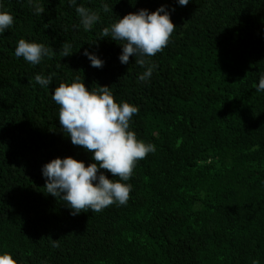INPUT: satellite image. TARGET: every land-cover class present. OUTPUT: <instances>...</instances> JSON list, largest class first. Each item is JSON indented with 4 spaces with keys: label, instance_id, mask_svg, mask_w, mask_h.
I'll list each match as a JSON object with an SVG mask.
<instances>
[{
    "label": "trees",
    "instance_id": "16d2710c",
    "mask_svg": "<svg viewBox=\"0 0 264 264\" xmlns=\"http://www.w3.org/2000/svg\"><path fill=\"white\" fill-rule=\"evenodd\" d=\"M0 5L14 17L0 35V255L17 264H264V90H256L264 77V0ZM81 5L100 17L91 30L75 10ZM162 6L176 26L167 47L144 67L136 57L121 64L123 42L102 29ZM21 39L55 55L38 65L17 58ZM64 42L68 57L60 55ZM85 50L103 66L92 67ZM148 66L152 75L141 81ZM52 73L47 87L35 82ZM77 80L90 91L108 86L117 103L138 107L130 130L156 150L125 182L132 186L126 205L74 216L47 194L42 168L66 157L93 163L61 129L52 100L56 87Z\"/></svg>",
    "mask_w": 264,
    "mask_h": 264
},
{
    "label": "clouds",
    "instance_id": "9594fccd",
    "mask_svg": "<svg viewBox=\"0 0 264 264\" xmlns=\"http://www.w3.org/2000/svg\"><path fill=\"white\" fill-rule=\"evenodd\" d=\"M31 2V0H30ZM77 0H69L76 4ZM180 6H187L190 0H177ZM2 7V5H0ZM85 31L91 30L100 17L84 6L76 7ZM105 12L112 11L108 5H103ZM37 15L45 12V8L35 5ZM163 13V14H161ZM14 24L11 13L0 11V35H3ZM176 26L170 19L165 7H160L151 13L141 9L137 13H129L110 28L102 29L103 37H111L112 41L123 42L121 64H127L130 57H136L135 63L146 66V57H153L163 51L170 42ZM62 57L70 56V44L61 45ZM55 51L50 46L41 43L18 41L15 56L22 57L32 65L40 64L42 58H52ZM90 65L101 68L103 61L96 55L84 51ZM60 67V65H57ZM154 66H148L139 76L141 81L148 80ZM52 73L48 77L36 75L35 82L41 87H47L52 82ZM257 91L264 90V77L260 78ZM52 100L59 106V123L61 129L68 133L74 146L82 147L91 153L93 163L88 166L71 157L56 158L45 164L42 176L46 183L47 194L63 201L71 210V215L80 213H99L113 205H126L132 190L129 183L133 171L140 160L149 153L155 152V146L137 139L136 133L130 130L133 115L139 109L127 102L117 103L108 86H97L93 91L77 80L71 84L61 83L52 94ZM105 172L115 179H108ZM52 246L58 247V240H52ZM0 264H17L13 257L5 253L0 255ZM252 264H259L254 260Z\"/></svg>",
    "mask_w": 264,
    "mask_h": 264
}]
</instances>
